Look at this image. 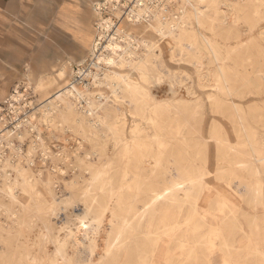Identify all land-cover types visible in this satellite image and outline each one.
I'll return each instance as SVG.
<instances>
[{
  "label": "rangeland",
  "instance_id": "374dc122",
  "mask_svg": "<svg viewBox=\"0 0 264 264\" xmlns=\"http://www.w3.org/2000/svg\"><path fill=\"white\" fill-rule=\"evenodd\" d=\"M179 1L178 12L170 19L171 24L168 22L164 27L166 34L171 27L180 28L170 35V39H162L149 27L150 23H129L126 18H120L121 14L114 10L113 0H95L90 9L93 27L73 26L74 32L80 36L84 53L72 55L59 46L43 47L40 54L27 59L23 68L10 73L11 88L0 102L1 118L7 119L8 129L14 128L18 122L35 119L32 124L41 128L44 139L41 144L45 147L32 150L31 154L36 160L34 166L19 164L17 185L13 186L16 198H6V186L0 192V264H40L41 260L46 261L45 249L48 252L57 249V243L46 239L45 200L41 198L39 190L27 192L24 189L25 180L35 183L38 177L46 182L50 178L48 186L58 205L57 208L55 205L54 214L50 216V235L65 242L66 256L58 258L59 264H91L90 246L93 243L90 239L94 237L95 226L90 223L91 220L83 218L84 213L95 217L106 210L107 219L96 240L99 253L104 255L107 246H114V252L110 259H98L99 264H135L136 255L143 250L137 247L135 237L147 231V234H152L149 239L154 248L150 247L145 252L148 254L145 260L150 264H158L161 260L164 264H177L178 258L182 264L188 258H197L193 264H206V260L212 264L224 263L229 248H213L212 245L216 241L220 243L221 233L227 234L221 228L231 227L233 212L242 215L243 211H252L248 205L251 200L249 189L257 180L252 175L256 166L261 169L258 178L264 185V161H254V157L264 159V42L261 36L264 30V0ZM169 2L176 4L175 0ZM108 4L111 9L106 10ZM98 5H104L102 11L97 10ZM230 6L237 9L240 17L235 25ZM158 15L155 19H160ZM176 15L184 17L181 26L177 25L178 19H174ZM106 22H109V29L105 27ZM99 23L103 25L102 28ZM119 26H126L133 37L128 46L137 43V48H132L138 51L136 54L153 52L156 55L148 66L149 78L143 79L142 66L128 64L123 69L104 66L107 76L103 80V87L94 89V92H104L107 102L102 107L92 105V110L100 107V116L103 117L101 126L93 130L95 116L79 117L74 105H63L56 110L54 103L51 107L57 111L56 124L50 128L45 115L42 118V111L52 94L69 81L72 69H77L92 57L96 42L102 40L101 43L107 46L112 37L119 42ZM145 39L150 43L149 47L143 42ZM155 41L159 48L154 52L151 43ZM205 42L212 44L211 50L205 48ZM107 49L105 52L100 49L98 54L117 58ZM211 52L218 54L217 61L212 60ZM87 65L88 62L83 67ZM217 69L222 70V82L228 93L206 88L200 82L203 72ZM113 71L127 74L131 81L125 83L115 77ZM113 82L121 85L116 96ZM136 84H139L138 87ZM15 89L20 92L21 98L10 104L6 100L15 94ZM116 98L119 100L116 101ZM233 104L238 107V111ZM133 116L141 119L142 124L135 134L132 132L135 127ZM244 127L247 131H244ZM50 129L58 137L55 143L50 139ZM251 130L256 135L251 139L254 144L250 146L245 134ZM67 132L72 138L65 144ZM36 133H29L30 136L22 145L26 156ZM14 144L20 145L17 140H14ZM57 146L63 147L77 169L76 173L70 171L67 161L62 166L67 170L64 180L61 175L52 172V168L59 163L56 155L63 150L57 149ZM44 149H51L52 152V158L46 164L41 161ZM75 150L78 154L76 159L73 158ZM94 154L96 156L93 159ZM96 171H101L103 177L89 186V180ZM60 181L62 184L59 187L63 191L61 196L57 194L56 183ZM176 184L179 186H174ZM91 194L99 201L93 209L90 207ZM155 194L162 196L151 204L150 199ZM2 195L5 198L2 199ZM163 203L181 214L177 226L165 229L160 224ZM194 203L200 204L201 215L189 216ZM147 204H150V210L153 209L151 225L146 223L143 215ZM256 205L258 207L253 208L255 211L259 208L264 211V202ZM27 207L32 210V217L31 214L27 215L29 220L25 219ZM184 213L188 215L183 216ZM201 216L211 225V228L206 226L203 229V232L211 231L210 238L206 239L209 241L207 248L195 249L192 243L198 239L202 229L200 227L198 234H193L191 229L200 224ZM112 217L113 223L110 222ZM263 223L261 221L262 229L260 227L257 233L259 248L264 247ZM125 225L129 226L128 229ZM70 231H79V244L67 236ZM122 241L124 246H121ZM80 244L84 246L77 248ZM235 258L240 262L238 264L245 259L242 252L238 255L235 253ZM45 264L51 263L47 261Z\"/></svg>",
  "mask_w": 264,
  "mask_h": 264
},
{
  "label": "bare ground",
  "instance_id": "6f19581e",
  "mask_svg": "<svg viewBox=\"0 0 264 264\" xmlns=\"http://www.w3.org/2000/svg\"><path fill=\"white\" fill-rule=\"evenodd\" d=\"M123 1L125 2V4H122L121 0H113V2H112L113 4H115L114 10L115 11L118 10V12L121 14L120 16H122V17H120V18H126L129 23H136V24L141 23V24H145V25L150 23L149 27L153 28L155 34L160 36L162 39L169 38L171 34H174L180 28V27H178V29L177 28L174 29L175 27H171L170 30L168 31V34H166V32H165L166 27H164L165 26L164 24H167L168 22H170L169 24H171L172 21H170V19L173 18L174 13L178 12V8L180 7V1L179 0H175L176 4H173V2H169L170 0H168L167 2H164L163 0H123ZM236 1H238V0H236ZM103 7H104V5H98L97 10L102 11ZM123 7L125 8V10H123ZM108 8L111 9L110 4L107 5L106 10ZM230 8H231L232 20L234 21V25H235L236 23H238L240 21V17H239V15H237L238 11L236 8L233 9L232 6H230ZM157 14H159L158 16L161 20L157 19V18L155 19ZM120 18H118V22H119ZM174 19H178L176 21L178 26H181L183 24V21H184L183 16H181L179 18L176 15L174 17ZM118 22L113 23V24L114 25L118 24ZM187 22H189V21H187ZM99 26L101 28L103 27V25L101 23H99ZM105 27H106V29H109V22H106ZM119 27H121L120 29H118L119 42H117V39L112 37L111 39L108 40L109 44L107 46H104V43H101L102 40L99 39L100 41L98 40L99 42L95 43L94 49L91 53L93 58L91 57V58H89V60H87L85 62V63L88 62L89 65H87L86 67H83V65L85 63L84 64L82 63V65H79L80 67H78L77 69H72L71 73H70L69 81L55 95L50 97V101L46 104V106L44 107L45 109H43V111H42V118H44V115H45V121L47 124L50 125V128L56 124L55 123L56 122L55 121L56 115H57L56 110L59 108H62L63 105H68V106L74 105L75 106L74 110L77 112V115L79 117H83V116L90 115V114L93 115V117L95 116L96 118H94V119H96L98 121H95L93 119V121H94V122H92L93 123V125H92L93 130H97L98 127L101 126V121L103 120V117L100 116V107H102L107 102V95L102 91H98V92H94V91L99 87H101V88L103 87L102 86L103 80H105V77L107 76V70L104 68V66L105 67L108 66L111 68H119V69H123V67L127 66L128 64L130 66H133V67H136L137 65L140 67L142 66L141 68L143 71V76H142L143 79L149 78L148 66L150 65V60L154 59L156 57V55L153 54V52H150L149 54H143V55L136 54L138 51L137 52L133 51L132 48L136 49L137 43L134 46H131V45L128 46V44H130V40L133 39L132 35L126 29V26H123V27L119 26ZM150 28H147V29H150ZM119 34H121V35H119ZM261 36H262L263 42H264V30L261 32ZM143 42L146 43L147 46L149 47L150 43L148 42V40L145 39V40H143ZM123 43H125V45H127V46L123 45ZM151 45L150 46L153 48L154 52L159 48V45L156 41L154 43L152 42ZM204 46L208 50L212 49V44L209 42H205ZM107 48H109L117 58H120V60H118L117 58H115V59L108 58V57H105L103 55L98 54V52H101L100 49H103L105 52V50ZM119 51H122L124 53L119 54L118 53ZM211 55H212V60L214 62L218 60L219 56L217 53L211 52ZM149 56H151V58ZM262 56L264 58V46L262 47ZM120 61H121V63H120ZM263 67H264V63H263ZM113 73L115 74V77H119L120 80L124 81L125 83H127L130 80L129 76L127 74H124V73L117 74L114 71H113ZM200 82L202 83V86H204L206 88L221 90L225 93H228L226 86L222 82V70L221 69H217L216 71H210L209 70V71L203 72V74L200 78ZM112 84L115 88V89L113 88L114 89V96H116L115 94L121 90V85H119L116 82H113ZM138 85L136 84V87H138ZM15 90H16V91H14L15 94L11 95L6 100V102H10V104H11V101H14V100L18 101L21 98L20 92L17 89H15ZM115 100L118 101L119 99L116 98ZM16 103H18V102H16ZM53 104L57 106V108H55L56 110L51 107V105H53ZM92 105H95V106L99 105L100 107H98L97 110H92ZM233 106H234L235 110L238 111V107L235 104H233ZM1 115H2V106H0V178L2 179V181H0V183L2 184L0 186V192H2L1 191L2 188L6 186V191H7L6 192V198L7 199L10 198L11 200H14L16 198L17 193L15 192V189L13 188V186L17 185L16 173H17V170L20 169L19 164H23L24 167L27 165L29 167L34 166L36 160L34 159V155L31 154L33 152L32 150L36 149L37 147H40L39 144L44 139L42 137L41 128L38 125H35V123L32 124V120H35V119H32V120L27 119L26 121L18 122L14 128L8 129V127L6 125L7 119L5 117L1 118ZM31 117H32V115L30 116V119H31ZM133 117L135 120V122H134L135 127L132 130V132L135 134L138 132V130H140V128L142 127V124H141V119H139L138 117H135V116H133ZM16 122H17V120H16ZM43 123H45V122H43ZM29 128H30V130L28 131ZM249 129H251V128L249 127ZM34 131H37V133H36L35 139L32 140V144L30 145V148L28 149L29 152L26 156V154H25L26 150L25 151L23 150L22 145L26 142L27 136H30L29 133L34 132ZM244 131H247L245 127H244ZM68 133H70V132L66 133V135H68V136H67V139L65 140V144L67 142L71 141V137ZM245 135L247 138V143L250 146L253 145L254 143L251 142V139H254V137L256 135L255 132H252V130H251L250 133H246ZM14 140L19 141L20 145L19 146L15 145ZM262 144L264 145V140H262ZM56 148L57 149H63L62 146H57ZM232 149H233V147H232ZM41 155L43 157V159L41 161L44 164H46L52 158L51 149L49 151H45V149H44ZM77 155L78 154L75 150L73 153V158L76 159ZM56 156H57V160L59 161V163L56 164V166L52 168V172H54V174L61 175V177L64 180L65 179L64 175L67 174V170H65L62 166L65 165L67 161L70 163V165L67 168L70 167L71 168L70 171H72L73 173L77 172L76 167H74L73 161L71 162V157L65 153L64 149L61 150L60 152H58ZM95 156L96 155L94 154L93 159L95 158ZM93 159L87 158V160H89V161H91ZM237 161H238V159H237ZM254 161L260 163V162L264 161V159H259V158L254 157ZM243 165L244 164L242 163V166ZM41 171H43V170H40V172ZM101 174H102L101 171H96L95 174L92 176V178L89 180V186L94 184L97 179H100L101 177H103ZM260 174H261V169L258 166H256L252 171V175L254 177H256L257 180L253 186H250V189H249L251 200L249 201L248 205L252 211L251 212L250 211H247V212L243 211L242 215H241V213L235 211L232 213V219H231V232L235 238L234 239V246H233L234 252L237 255L240 252H242L243 258H245L244 260H245L246 264H264V247L259 248L258 243H257V233L260 231V227H261L260 223H261V221L264 222V211L262 208H259V210H257V211H255L253 209V208L258 207V205H256V204L264 202V185H263L262 181L258 178V176ZM38 175H40V174H38ZM203 175L204 174H202L201 177H203ZM173 180L174 179H172V181ZM185 180H187V179H185ZM197 180H199V179H197ZM180 182H179V184H180ZM28 183H29V181L25 180L24 189L27 192H31V191L33 192V190H39L41 198H43L45 200L46 205H47L45 210H44V212H45V227H46V231L48 233L46 235L47 236L46 239L49 241H52L53 243L58 244L56 251L53 250L54 252H50V251L48 252L45 249L46 261L41 260L40 264H45V262H47V261H49L51 264H56V263L59 264L58 258H60V257L65 258V256H66V249H65L66 246L63 244L65 242L62 243V241L60 239L55 238L53 235H50V232L52 231V224H51L50 216L54 214L55 205H56V208L58 206L55 203L56 199L53 197V192L51 191V189L48 186L51 183V180L48 177V182H46V181H43V179L41 177H38L36 179L35 183H29V184ZM56 183H57V192H58L57 194L59 196H61V195H63V191L61 190V188L59 186L62 184V181H60V183H58V182H56ZM174 186H179V185L176 184ZM101 191H103V187H101ZM155 191L157 192V190H155ZM161 196L162 195L155 194L153 196V198H151V203L154 204L155 202H157L159 197H161ZM3 198H5V195L4 196L2 195V199ZM181 200H183V199H181ZM98 204H99L98 198L95 195H92V203L90 206L91 209L96 207V205H98ZM183 204H185V202H183ZM26 210L27 211L25 213V219L29 220V218H27V215L30 216V214H31V217H32V210L28 209V207L26 208ZM134 210H135V208H134ZM7 211H9L8 208H7ZM90 211L91 210L89 209V212ZM107 214H108L107 210H106V212L104 211L102 214L96 215L95 217H91L90 214L84 213L83 218L87 219V220H91L90 223L95 226L94 237H93V239H90L91 242L93 243V245H91V246L89 245L90 246V252H92L91 261H90L91 264H96V263L99 264L98 259H100V258L101 259L103 258L105 260L110 259V256L112 255V251L114 252V246L109 247V248L107 246L105 254L102 255L101 253H99V248L97 245V240H98L97 235L99 234L101 227L106 222ZM13 215H16V214H13ZM112 219H113V217L110 219L111 223L114 222V220H112ZM80 220H81V218H80ZM176 220H177V218L175 217V215L170 213V212H167L160 219L161 224L175 223ZM140 223H141V220H140ZM123 224H125V222ZM149 224H151V222ZM128 227H126V225H125V228L128 229ZM61 229H63V228H61ZM261 229H262V227H261ZM263 230H264V227H263ZM70 232L71 233L68 234L67 236L71 240H73L75 244H77V243L79 244L80 241H79V238H77V234L79 233V231H70ZM125 232H126V230H125ZM159 232H160V230H159ZM149 233H151V230L149 231ZM194 233H195V231H194ZM238 234H241V237L236 239ZM150 235H152V234H147V232H144V233L142 232L139 235H136V237H135L136 243L138 242L137 247L139 246L143 250L141 252H139L138 254L135 253V254H137L136 255L137 260L135 261V264H146L145 261H147V260H145V258H146L145 255H148V254L147 253L145 254V252L148 250V249L146 250L147 244L149 242H151V240L149 239ZM122 239H124V238H122ZM153 239H155V238H153ZM263 244H264V242H263ZM83 246H84L83 244H80L77 246V248L83 247ZM119 246L120 245H118V247ZM121 246H124V242H123V245H121ZM183 246L184 245H182V247ZM184 247H186V246H184ZM54 249H55V247H54ZM152 249H154V248H152ZM151 254H152V252H151ZM132 255H134V254H132ZM149 256H151V255H149ZM131 257L132 256H130V258ZM101 264H107V263L102 262ZM235 264H237L236 258H235Z\"/></svg>",
  "mask_w": 264,
  "mask_h": 264
},
{
  "label": "crops",
  "instance_id": "0c3cea01",
  "mask_svg": "<svg viewBox=\"0 0 264 264\" xmlns=\"http://www.w3.org/2000/svg\"><path fill=\"white\" fill-rule=\"evenodd\" d=\"M94 2L95 0H0V102L6 98L11 88L12 81L9 79L10 73H15L16 71L14 70L19 71L21 67L23 68L27 59L32 57V55L35 56L37 53H41L43 47L51 48L59 46L72 55H79L85 52V49L80 43V36L77 34L78 32H74L73 26L81 25L82 28L88 26L93 27V17L90 9ZM59 90L53 93L52 96ZM50 133L52 134L50 139L54 143L57 142L58 137L52 133V130ZM41 143L43 141L40 142L39 146L42 148L45 147ZM147 205L143 215L146 217V223L151 225L153 223V209L150 210V204ZM192 211V214L189 216L195 214L201 215L200 204L194 203ZM167 212L175 215L177 218L176 222L161 224L160 221V224L170 229L173 226H177L179 218L182 216L179 212L170 208L169 205L163 203L160 209V219ZM182 215L185 216L188 214L184 213ZM150 222L151 224H149ZM206 226L211 228V225L207 224L202 217L200 224L193 226L191 229L193 234H198L200 227L202 229L200 230L202 233L199 232L198 239L192 243L195 249H203L206 247L207 242H209L206 239L210 238L211 231L203 232ZM221 230H224L227 234L221 233L222 237L220 235L218 236V238H221L219 240L220 245L216 241L212 247H221L225 250L229 248L228 254L227 252L225 253L226 258H224L223 264H235V252L233 248L235 238L231 232V227L224 226ZM240 237L241 235L238 234L236 239ZM151 244L152 242H149L146 249L150 248ZM196 261L197 258H188V261L184 263L193 264ZM161 263L162 260L158 264ZM176 263L182 264L183 262L178 258ZM206 264H212V262L206 260ZM241 264H246L245 260L241 261Z\"/></svg>",
  "mask_w": 264,
  "mask_h": 264
}]
</instances>
